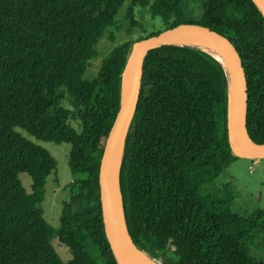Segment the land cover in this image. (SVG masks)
<instances>
[{
  "label": "trees",
  "instance_id": "obj_1",
  "mask_svg": "<svg viewBox=\"0 0 264 264\" xmlns=\"http://www.w3.org/2000/svg\"><path fill=\"white\" fill-rule=\"evenodd\" d=\"M127 0H0V264H118L102 216L99 169L120 108L132 46L181 23L225 35L247 79V128L264 143V17L252 0H131L162 28L115 46L96 77L84 75L106 38L120 30ZM72 145L70 197L55 228L44 218L46 183L58 162L26 138ZM239 159L228 135V78L211 55L188 46L151 49L119 171L128 228L139 248L161 264H264L251 246L264 234V210L243 218L231 185L205 187ZM32 178L28 191L19 178ZM58 238L72 259L61 260Z\"/></svg>",
  "mask_w": 264,
  "mask_h": 264
},
{
  "label": "water",
  "instance_id": "obj_2",
  "mask_svg": "<svg viewBox=\"0 0 264 264\" xmlns=\"http://www.w3.org/2000/svg\"><path fill=\"white\" fill-rule=\"evenodd\" d=\"M264 17V0H252ZM178 40H195L217 45L224 51L232 72L233 101L236 115L233 122L229 116V75L225 65L207 51L199 49L218 60L224 67L228 78V135L232 147L236 140L242 157L264 158V143L256 142L247 128V79L243 63L234 44L223 34L196 23H181L175 27L165 29L156 35H150L138 40L133 46L123 72L120 94V108L109 132L103 150L99 169L100 200L106 236L110 242L113 254L118 264H123L119 253L122 245L136 264H161L139 248L130 234L127 219L122 203L119 184V171L122 163L126 136L136 112L140 98L143 65L148 52L162 45L174 44ZM183 46V45H180ZM131 70L126 77L127 68ZM233 150V148H232ZM234 152V151H233ZM117 166V176L114 178V169Z\"/></svg>",
  "mask_w": 264,
  "mask_h": 264
},
{
  "label": "rangeland",
  "instance_id": "obj_3",
  "mask_svg": "<svg viewBox=\"0 0 264 264\" xmlns=\"http://www.w3.org/2000/svg\"><path fill=\"white\" fill-rule=\"evenodd\" d=\"M201 2L190 1L188 11L191 17H198L201 14ZM131 6V0L125 1L116 14V22L120 26V30L115 32V41L111 42L103 38L97 45V55L91 61L84 78L92 80L97 76L101 64L110 54V51L120 43L127 40H136L140 35H148L151 32L162 28L159 17H153L149 8L141 6L134 7V19L137 23L136 27L131 28L127 13ZM28 139L33 140L47 149L58 162L57 176L59 182H55L54 174H51L45 186L46 196L43 203L44 218L46 221L58 228L60 225V215L62 206L70 197V183L77 176H74L69 166V154L72 145L69 143L55 144L52 142H44L36 140L26 131L17 128ZM240 156V154H239ZM19 178L24 187L31 191L32 178L27 173L19 174ZM225 185H231L237 196L233 203V208L243 218H250L258 209L264 210V158H247L239 157L233 162L228 169L222 173L215 182L206 185L207 193H215L222 191ZM52 246L62 261L68 262L72 259L70 249L62 244L58 238L52 240ZM251 253L257 258L264 259V234L256 240L251 246Z\"/></svg>",
  "mask_w": 264,
  "mask_h": 264
},
{
  "label": "bare ground",
  "instance_id": "obj_4",
  "mask_svg": "<svg viewBox=\"0 0 264 264\" xmlns=\"http://www.w3.org/2000/svg\"><path fill=\"white\" fill-rule=\"evenodd\" d=\"M174 44H178V45H183V46H192V47H196L199 49H202L204 51L209 52L210 54H212L213 56H215L216 58H218L226 67V70L228 72L229 75V81H230V86H229V95H230V101H229V116H230V120L231 122H233V117H235L236 115V109H235V103L233 101V79H232V72H231V68L230 65L228 63L227 57L224 53V51L222 50L221 47L217 46V45H213V44H209V43H205V42H200V41H195V40H178V41H173ZM131 70V65H129V67L127 68L126 71V77H128L129 72ZM232 148L234 153L239 156L242 157V153L240 151V147L238 145V143L236 142V140H233L232 143ZM117 166L114 169V178H116L117 176ZM119 253H120V257L123 261V264H136L133 259L129 256V254L126 252L125 248L122 245H119Z\"/></svg>",
  "mask_w": 264,
  "mask_h": 264
}]
</instances>
